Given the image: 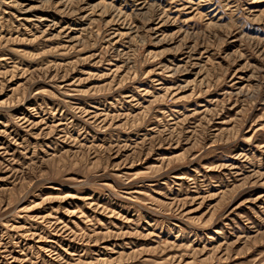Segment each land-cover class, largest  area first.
Here are the masks:
<instances>
[{"label": "rangeland", "instance_id": "obj_1", "mask_svg": "<svg viewBox=\"0 0 264 264\" xmlns=\"http://www.w3.org/2000/svg\"><path fill=\"white\" fill-rule=\"evenodd\" d=\"M0 264H264V0H0Z\"/></svg>", "mask_w": 264, "mask_h": 264}]
</instances>
